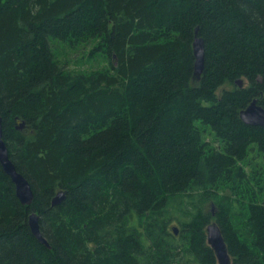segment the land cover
<instances>
[{
    "label": "trees",
    "instance_id": "trees-1",
    "mask_svg": "<svg viewBox=\"0 0 264 264\" xmlns=\"http://www.w3.org/2000/svg\"><path fill=\"white\" fill-rule=\"evenodd\" d=\"M88 46L106 66L69 71L62 51ZM254 99L264 0H0L1 130L33 191L21 206L0 168V264H217L211 222L232 264H264V127L239 120Z\"/></svg>",
    "mask_w": 264,
    "mask_h": 264
},
{
    "label": "water",
    "instance_id": "water-1",
    "mask_svg": "<svg viewBox=\"0 0 264 264\" xmlns=\"http://www.w3.org/2000/svg\"><path fill=\"white\" fill-rule=\"evenodd\" d=\"M198 30L196 29L192 48H193V55H194V70L193 71V81H199L202 69L204 65V46L202 38L198 37ZM235 84L242 88L243 82L241 80H236ZM1 116V114H0ZM239 117L244 124L252 126V127H264V109L260 107L257 100L254 99L249 106H246L239 113ZM24 123H20L19 126L16 127L18 130H22ZM2 117H0V168L3 172L10 178L9 180L14 185V193L18 201L21 203V206H28L31 205L33 200V191L31 185L25 177H23L20 173L16 171L14 168L13 163L9 158V153L7 146L3 140V132H2ZM65 199V191H56L54 197L51 199L50 205L56 206L60 204ZM39 216L37 213L32 212L27 217V225L29 227V231L32 235L42 244L49 248L47 241L42 237L39 229ZM172 231L175 235L178 234L177 228L172 227ZM222 232L217 224L214 222L208 223L206 227V242L210 249H212L217 264H232L230 262V256L227 251L226 243L223 239Z\"/></svg>",
    "mask_w": 264,
    "mask_h": 264
},
{
    "label": "rangeland",
    "instance_id": "rangeland-1",
    "mask_svg": "<svg viewBox=\"0 0 264 264\" xmlns=\"http://www.w3.org/2000/svg\"><path fill=\"white\" fill-rule=\"evenodd\" d=\"M90 47H86L84 49H77V50H63L62 54V60L65 61L64 63L66 64V68L69 71L75 72V73H82V72H91V71H97L100 69H103L106 66V63L104 60L101 58H95L91 59L90 57H87L86 54L90 50ZM224 89H230V87L227 85L224 87ZM220 91H217V94H219ZM185 202V198H182ZM176 204V203H174ZM189 207V199L187 200V204ZM171 210V213H175V209ZM179 213V212H176ZM173 226V225H171Z\"/></svg>",
    "mask_w": 264,
    "mask_h": 264
}]
</instances>
